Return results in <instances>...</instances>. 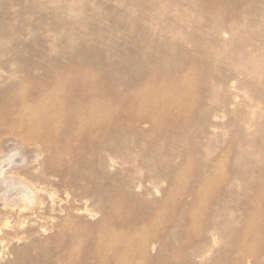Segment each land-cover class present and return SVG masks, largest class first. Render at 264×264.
Returning <instances> with one entry per match:
<instances>
[{"label": "rangeland", "instance_id": "374dc122", "mask_svg": "<svg viewBox=\"0 0 264 264\" xmlns=\"http://www.w3.org/2000/svg\"><path fill=\"white\" fill-rule=\"evenodd\" d=\"M0 264H264V0H0Z\"/></svg>", "mask_w": 264, "mask_h": 264}, {"label": "bare ground", "instance_id": "6f19581e", "mask_svg": "<svg viewBox=\"0 0 264 264\" xmlns=\"http://www.w3.org/2000/svg\"><path fill=\"white\" fill-rule=\"evenodd\" d=\"M39 191L40 190H38V192ZM44 210H45V208L43 207V202L41 201V199H36L35 198V190L31 189L29 186L26 185L25 192L22 195V200L20 202H18V203H16V202L13 203L9 209L8 208L4 209L2 214L5 215V219H7L12 214L16 215L17 217H19L22 220V221H20V223L21 222L23 223V220H25V219H27L28 217L31 216V218L33 219L32 221L35 222L37 220V218H38V212H41V211H44ZM7 220H4V221L6 222ZM32 221H30V222H32ZM3 223L4 222H2V224ZM5 233L6 234H9V233L16 234L17 233V229H16V227H12L10 231H6ZM72 238L73 237H71V235H70L69 236V241L66 243L65 247H69L70 246ZM105 245L109 246L108 248H110V246H113L114 244H112L111 241H110L108 243H105ZM149 245H150L149 244V239L147 237H145V238L141 237L137 241V249L141 253L146 252L148 250V248H149ZM29 263H30V261H29Z\"/></svg>", "mask_w": 264, "mask_h": 264}]
</instances>
